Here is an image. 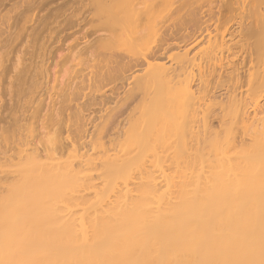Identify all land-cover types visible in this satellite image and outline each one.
<instances>
[{
  "label": "bare ground",
  "instance_id": "6f19581e",
  "mask_svg": "<svg viewBox=\"0 0 264 264\" xmlns=\"http://www.w3.org/2000/svg\"><path fill=\"white\" fill-rule=\"evenodd\" d=\"M155 4L156 0H138L129 10L131 38L141 41L146 32H151L156 37L153 46L141 44L145 49L139 47L143 52H135L137 55L111 47L117 51L111 54L117 63L127 58L126 65L130 64L124 76L121 74L125 86L130 88L141 67H151V60H159L165 54L172 31L179 27L180 31L193 32L201 38L207 30L205 25L211 23L205 20L210 6L202 10L187 2L174 13H164L151 10ZM228 7L230 10L221 12L226 17L227 13L230 15V27L214 37L204 33L207 45L196 54L195 74L189 80L173 91L162 83L163 73L156 72L162 89L152 106L143 109L141 116L137 114L139 124L136 120L137 125L132 123L133 129L127 131L126 141L117 152L114 150L115 154H108L100 141L98 157L87 158L86 152L74 154L70 164H65L67 159L62 162V167L67 166L65 172L58 169L63 159L56 162L59 156L52 159V166L59 165L55 172L31 171L34 160L30 166L31 160L25 163L28 166L21 163L8 172L2 168L0 176L16 182L10 186L0 183V264H264V0H229ZM121 40L119 45L125 41ZM141 42L149 44L146 40ZM251 45L252 53L248 49ZM246 63L249 66L244 70ZM177 64L178 69L184 65ZM174 66L171 68L178 72ZM19 79L21 84L25 80ZM23 85L20 87L24 91ZM71 111L64 120L62 144L60 141L59 147L52 148L61 157L59 151L74 148L80 142L85 148L88 143V130ZM21 115H28V111ZM22 120L20 117L12 121L10 129L4 126L6 130H0V134H10L13 143L20 141L25 131L29 136L32 130ZM47 122L51 125V120ZM45 123L41 129L45 130ZM46 135L40 130L32 142L30 150L38 157L46 153L45 145L38 147L44 137L47 140ZM57 139L52 136L55 146ZM246 141L249 144L244 147Z\"/></svg>",
  "mask_w": 264,
  "mask_h": 264
},
{
  "label": "rangeland",
  "instance_id": "374dc122",
  "mask_svg": "<svg viewBox=\"0 0 264 264\" xmlns=\"http://www.w3.org/2000/svg\"><path fill=\"white\" fill-rule=\"evenodd\" d=\"M137 1L138 0H0V80H1L0 130H4L5 127L6 129L7 128L10 129L12 121L18 120L20 119V117L22 120V118L24 117V120H22L23 123L29 125V128L32 130L31 133L35 134V137H37V134L40 132V130L47 133L46 135L47 140L46 137H44L45 140L43 139L44 141H41V143L43 142L42 145L40 143V140L37 138L38 142L40 143L38 144L37 142V144L39 145L37 146L38 147L41 146L40 148H43L44 147L43 145H45L46 147V153L45 154L42 153L41 157L36 156L34 150H30L32 149L33 147L32 145L36 140V138L33 137L34 138L33 140L32 136L34 135L32 134V136H30L31 135L30 133L29 136L32 138L31 140V138L26 135L28 131H25L26 134L23 132L24 135H26L25 137L27 138L28 142L27 140H24L25 138L24 135L20 141H15L13 143L12 142L13 137H11L10 134H6V133L2 135L0 134V152H1L0 172H2V168L4 172H6L7 170H15L18 167H20L21 163L22 165L28 166L25 163H28L30 160L31 163L30 162L28 163L29 166L34 163L32 162V160L36 161L35 162L36 164L34 163L35 166H33L34 165L33 164L32 165L33 168L31 167L32 168L31 171L36 170L33 172H40V171L55 172V168L56 167L58 168L59 165L60 168L58 169L62 172H65L67 166L66 167H62V166H65V164L67 165L68 163L70 164L71 156H73L74 154H80V153L82 154L86 152L87 154L86 157L88 156L87 158L93 159L98 157L99 149H100V141L103 142V143L101 142L102 147L103 148L106 147V149L104 148L105 150L108 149L107 150L108 154H115V152L118 151L117 149L120 148V145L122 143L124 144V142L126 141L127 139L126 136H128V133H130L131 131L129 129H133L132 123L134 122V126L139 124L138 123L139 121L137 120L140 119L139 116L142 115V110L145 108H150L152 106V103H154V100L156 98V94H158V90L160 91V89H162V87L160 86L161 81H158L159 77L156 78V76L158 75L157 73L159 72L163 73L161 79L162 83L168 84L170 90L171 88H173L172 89L173 91L178 89L179 88L178 85L182 86L184 82L189 80L191 76L195 74V70H196L195 69L196 67L194 66L196 64L195 56L196 54L198 55V53L207 45V37H206L207 34L204 33H208L210 37H214L218 34L223 33L225 29H228L230 27L229 25H231L232 22V20H228V17L230 18V15L227 13V17H226L224 13L225 12L224 10H230L228 7L229 0H156V4L151 10H163L164 13L168 11L174 13L176 10L179 9V6L182 3L187 4V2L188 3L190 2L191 5L192 4L196 5L194 7H202V10H207V6H210L208 10H210L211 12L209 13V15H206L205 20L207 19L206 21L207 22L209 21L208 23H210L211 21V23L209 24L210 26L207 25L208 27L205 25L207 29L205 30L207 32L204 31L203 32L204 35L202 34V37L200 36L201 38H198L199 35L195 36L193 32L187 33L184 30L180 31L181 28L178 29L179 27H177L176 30L173 29L174 31H172L170 34L172 37L170 35H168L167 37L166 43H168L169 41L170 44L169 45L166 44L167 47H165V54L159 60L158 59L154 61L151 60V63L153 62L152 63L153 67L152 64L151 67L150 66L141 67L139 69L140 71L138 70L136 72V77H138V79L140 77L139 80L142 81V82L139 81L140 83H142L141 86L139 82L138 84H136L138 81V79H136L135 82L136 85L134 84L133 86L132 84L134 88L133 87L130 88L129 87L130 85L125 86L124 77H123L124 70H128L130 64L128 63L129 65L128 64L126 65V63L128 62V61L126 62L127 58L124 59L125 61L122 60L123 63L120 62L119 60H118L119 62L117 63V61L114 60L115 58H113V55H111L112 52L113 53L117 52L114 51L116 48V50L118 49L119 52L123 51L124 54L127 53L132 55V53L135 54V52L137 54H140L143 52L142 48L144 50L145 47L153 46L155 44V42L153 43V40L156 39V37L152 36L151 32L147 33L146 30L145 32L147 33V35L144 32L146 35V36L144 35V38L146 39L143 38L144 40L141 39V41L145 42L146 40V42L149 44L142 43L140 39L134 40V38H131L132 35L130 34L132 33L131 30H133L132 29L133 24L130 18L129 10H133L131 8ZM182 31L185 33H183ZM185 34L188 35L185 36ZM179 35L181 36V39ZM104 36H109V37H105L107 38L106 42ZM126 36L130 37L131 41H129L128 37ZM120 38L122 40L124 39L125 41L127 40L126 46H124L125 41L121 40L123 42V45L120 44L121 45L120 47L118 43L120 41ZM194 41H198V43L196 44V42ZM139 42H140V46L138 44ZM103 43L107 44L108 47L105 48L106 45L105 44L103 45ZM141 44H143L145 47L142 46ZM132 46L133 47L136 46V49L135 47L133 48ZM111 47L112 49H114L113 51ZM120 48H122L123 50ZM126 49H128L129 51ZM248 49L250 53H252V51L254 50L252 45L251 47L249 46ZM189 56L191 57L190 59L188 58ZM175 60L177 61L175 62ZM109 62H111V64ZM89 63L92 68L90 67ZM177 63H179V66L182 63L184 65L183 66L181 65L182 67L178 69L179 67L177 66L178 65ZM173 64L177 66L178 72L176 68H174V71L176 70L175 72L171 68V66L172 67L174 66ZM86 65L89 66L87 67ZM247 65L248 63H246L244 70L247 68ZM192 67L194 69L193 72H191ZM108 68H112L113 70ZM119 68L121 69L120 71ZM154 68H156V71H153L155 70ZM25 70H28V72L31 70L30 74L27 71L25 72ZM78 70L80 71L78 72ZM179 70H182V72H180ZM76 71L78 73H76ZM151 71L157 73L153 74ZM90 72L95 76H93ZM19 74L21 75V77L25 78V80L22 81V84L25 85V86L23 85L24 91L20 87V85L22 84L19 83L20 81L19 78H21ZM83 74L87 77L85 78ZM37 75L38 76L40 75L39 78L37 77ZM82 76L84 77V79L86 80L89 79V80L88 81L84 80ZM153 78L155 79V81L158 82H155ZM11 79H13V81ZM79 79H81V81H79ZM97 81L99 84L97 83ZM171 81L173 82L171 83ZM80 82L82 83L81 85ZM158 84L161 88L157 86ZM7 85L10 87H7ZM85 85H87V87ZM137 85H139L140 87ZM88 87H90V89L92 90H90ZM128 87L130 88V90ZM18 89L20 91L22 90L24 92L23 93L24 95ZM150 89L153 90L152 95L149 94V92L151 91ZM9 94L12 95L10 96ZM24 97L26 98L25 99L26 101L24 100ZM81 100L83 102H81ZM22 105H24L26 108ZM26 105H28V107ZM11 107L14 109H11ZM78 108H81V110L80 109L78 110ZM11 111H15V112L11 113ZM27 111H28V115H26ZM70 111L71 114L72 113L75 115L77 114L76 115L77 119L81 124H83V129L88 130L89 132L88 143L84 148L81 147V145H79L81 142L78 141L80 143L74 145L75 146L74 148L77 150H75L72 147H68L65 150H61L62 152L61 151L58 152L62 155L61 157L59 154L58 155L55 154L58 150L54 152L55 150H53L52 148L59 147L60 141L61 144L63 142L62 141L63 136L62 138L60 136L64 133V128H63L64 120L66 119V114L69 113ZM74 111L76 112L74 113ZM21 114L26 116L22 117ZM43 115H45V117L49 115L50 118L49 116H47L46 119H44L45 117ZM86 115H88L89 117H87ZM136 116L139 117V119L135 118ZM3 118L5 119L6 122L8 121L6 123L7 125L4 123L5 121ZM38 119L41 121H39ZM26 120L29 122H27ZM46 120L47 121L51 120V125L50 123L49 125L52 128L51 127L49 128L48 122ZM135 120L137 121V124ZM45 122H47V124ZM43 123H45L44 126L46 125L45 128L46 131L44 130V128L43 129L40 128V125H43ZM26 128H27L26 130H29L28 127ZM58 130L59 133H57ZM128 130L129 132L127 133ZM52 132L56 133L57 135L53 134ZM4 136L5 139H3ZM52 136H56L58 138L57 140L59 142L56 143V146L55 144H53ZM59 137L61 138V140H59ZM30 142L33 143L31 144ZM248 144L249 141H246L244 142L243 145L245 147ZM27 148L29 149L30 152L28 151ZM110 148L112 150H109ZM8 149H10L9 152H7ZM22 149L24 150L22 151ZM69 150L72 151L71 152L72 155L69 152ZM21 152H23L24 155L23 153L21 154ZM10 153H12L11 155L12 157H10ZM51 153H53V155ZM66 153L70 154V158L68 155H66ZM26 155L28 157H26ZM58 156L59 158H57ZM21 158L22 161H20ZM36 158H38V160ZM54 158L55 159L57 158L56 162H58V160H60L61 158L63 159L59 161L61 163H59V165L57 164L58 166L57 165L52 166L55 160ZM64 159H67L68 162L65 161L66 162L65 163ZM37 161H40L39 162L40 164L37 163ZM62 162H64L65 164H63ZM87 162L89 163V161ZM87 165L84 166L87 167ZM97 165L100 166V164H96V166ZM9 166L10 167L15 166V167L14 169H12ZM44 166L45 167L47 166L46 170H44L45 169ZM48 166L49 167L51 166V170H49L50 168ZM99 166L97 167L98 169ZM42 167H44V169ZM86 167H84L85 168L84 173H86V169H87ZM84 168L82 170H84ZM74 170L78 172L77 171L78 168H75ZM79 171L82 172L80 168ZM2 176H0V178L3 179H0V181L2 180L3 181L0 183L3 184L10 183L8 185L10 186L16 182L12 178H10V180H12L11 182H9V178L6 179L7 182H4L6 181L5 180L6 177L4 178V176L3 177ZM52 202L55 203L54 201H51V203ZM68 202L71 203V201ZM47 203H50V200Z\"/></svg>",
  "mask_w": 264,
  "mask_h": 264
}]
</instances>
